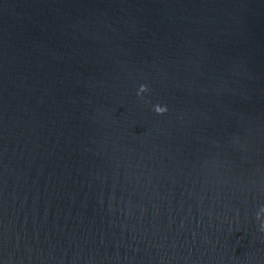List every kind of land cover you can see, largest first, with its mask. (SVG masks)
<instances>
[{"label":"water","instance_id":"water-1","mask_svg":"<svg viewBox=\"0 0 264 264\" xmlns=\"http://www.w3.org/2000/svg\"><path fill=\"white\" fill-rule=\"evenodd\" d=\"M0 264H264V0H0Z\"/></svg>","mask_w":264,"mask_h":264}]
</instances>
